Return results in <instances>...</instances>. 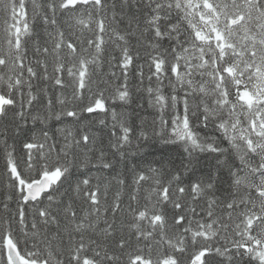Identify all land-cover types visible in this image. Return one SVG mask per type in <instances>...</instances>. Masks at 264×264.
I'll return each instance as SVG.
<instances>
[{
	"label": "snow or ice",
	"instance_id": "6c2138e0",
	"mask_svg": "<svg viewBox=\"0 0 264 264\" xmlns=\"http://www.w3.org/2000/svg\"><path fill=\"white\" fill-rule=\"evenodd\" d=\"M31 8L0 0V158L11 193L0 264H264V0H31ZM134 36L152 49L144 91L155 135L182 149L178 162L145 166L139 146L132 151L135 114L110 105L132 99ZM110 44L123 83L110 72L117 84L106 95L108 82L93 77ZM36 81L71 88L79 103H44L48 90L38 96ZM42 103L43 115H32ZM85 113H110V125L99 121L110 127L107 148L83 129H58L61 144L28 126L79 124ZM138 139L150 137L141 130Z\"/></svg>",
	"mask_w": 264,
	"mask_h": 264
},
{
	"label": "trees",
	"instance_id": "16d2710c",
	"mask_svg": "<svg viewBox=\"0 0 264 264\" xmlns=\"http://www.w3.org/2000/svg\"><path fill=\"white\" fill-rule=\"evenodd\" d=\"M37 3H45L46 0H36ZM119 2V0H118ZM28 10L29 14H31V0H28ZM142 19V17H141ZM4 20V13L0 10V29H2V24ZM63 21H61L62 23ZM127 25V17L124 18V24L120 27L124 28ZM143 27V24L141 25ZM66 27V26H65ZM41 34H43V28L39 27L37 29ZM0 35H2V31H0ZM136 35H139L138 33ZM129 46L133 52V54L138 53V58L134 60V66L129 69V89L132 94V99L129 105H123L120 101H115L114 103L110 102L111 107H115L116 111L119 113L121 111H125L128 113H134V123L137 126L134 131L133 135V146L132 151L136 152L137 146H139V153L140 157H143L145 166H147L148 161H159L163 159L165 162L168 160H175L178 162L180 153L182 151L181 148L177 147L173 144H165L163 143L164 139H167V136H160L157 137L155 132L159 131V122L155 127L152 124L154 119L155 109L150 108L148 106V95L144 89L149 86L148 76L150 75L149 72V61H150V54H152V49L148 47V41L141 39L139 42L134 37L129 39ZM31 47V45H30ZM164 47H167V43L165 42ZM120 52L118 48H115L114 45H108L106 52L104 53V63L102 68L97 70V74L93 77L94 80L99 81H107L108 83H100L101 89L105 90V94H110L109 90L116 86L117 78L110 77L109 73L112 71H116L117 77H119V83H123V77L121 76V72L119 68H113L110 65H115L116 60L112 59L113 56H119ZM29 57L32 58L31 52L29 53ZM139 66H143L142 70L144 73L143 83H141L140 78L136 75V72L139 70ZM153 87L156 86L155 78L153 77ZM47 89V94L44 96V103L48 97L53 98L54 102L57 96H60L63 99L69 101V107L74 104L79 103L78 101H72L71 99V88L67 90H62L59 88H52L50 84H46L43 82L36 81L34 82V91H36L37 95H40V89ZM93 89L95 90V85H93ZM164 94L168 95L169 90L165 87ZM44 103L37 104L35 108L32 110V115H37L38 113L43 115L44 111ZM86 103V101L84 102ZM56 110H60V105L56 104ZM103 119L105 120L108 125L111 124V115L110 113L105 116L104 114L93 115V114H83V119L77 124L72 118L64 119L60 122H57L55 119L49 120L47 124H41L39 121L33 125V122L29 118V127H34L36 131L39 130L40 127H45L49 130L50 136H53V139L58 141L59 143H63V138L61 133L58 129L68 128L73 132L80 131L81 129L88 131L95 135L97 146L107 148L109 143V133L110 127H106L105 125H101L99 121ZM167 119V117H165ZM143 120V127L141 128V122ZM5 121H0V130L3 129L5 125ZM144 130L148 133L150 139L144 141L142 139H138L139 132ZM11 142V141H10ZM19 148V145H17ZM205 163L207 165H211L214 163L210 158L203 157ZM157 166V165H153ZM104 175H108L105 173ZM5 180L6 177L4 175V167H3V159L0 158V215H3L2 211V204L5 201V197L10 195V191L5 187ZM130 181V177H129ZM145 188L148 185H144ZM115 191V188L112 189V192ZM111 196V193H110ZM125 201H127V196L124 197ZM9 207L11 210H14L16 207L15 200L9 201ZM31 220V214H29L28 221Z\"/></svg>",
	"mask_w": 264,
	"mask_h": 264
}]
</instances>
